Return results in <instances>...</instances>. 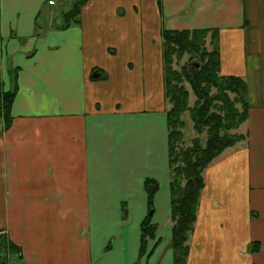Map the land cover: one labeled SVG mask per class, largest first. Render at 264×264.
<instances>
[{"label": "crops", "instance_id": "crops-1", "mask_svg": "<svg viewBox=\"0 0 264 264\" xmlns=\"http://www.w3.org/2000/svg\"><path fill=\"white\" fill-rule=\"evenodd\" d=\"M71 1L0 0V261L175 264L163 32L217 27L250 114L204 170L186 264H264V0H86L67 23Z\"/></svg>", "mask_w": 264, "mask_h": 264}, {"label": "trees", "instance_id": "trees-1", "mask_svg": "<svg viewBox=\"0 0 264 264\" xmlns=\"http://www.w3.org/2000/svg\"><path fill=\"white\" fill-rule=\"evenodd\" d=\"M85 2L86 0H77L74 8L66 13L67 23L78 20L81 6ZM210 32L214 36V55L205 50V42L200 41V38L204 40ZM163 36L165 91L170 104L167 115L171 156V219L174 222L171 244L175 264H186L189 252L188 240L194 230L205 185L204 170L226 148L245 138L242 133L227 131L237 129L248 118L250 109L248 86L242 76L221 73L219 28L165 29ZM186 52L192 57L201 56L202 63L199 66H190V63H186L183 69L178 70L175 62ZM186 82L197 95V100L192 106L189 104L191 93ZM213 89L216 90L215 93ZM230 92L236 94L234 100ZM13 96V92L4 93L2 114L6 117L7 123L10 121ZM238 101L246 105L244 112H240L237 108ZM186 111L191 113L197 132L202 133L207 128L209 137L205 145L195 138L192 146L177 153L176 143L183 141L185 121L182 115ZM158 186L156 180L147 179L149 214L142 223V252L145 250L147 238L155 236L158 229V225L150 220ZM10 244L15 249L10 252L21 255V248L11 241ZM259 247V245H251L250 248L258 250ZM0 264L6 263L0 261Z\"/></svg>", "mask_w": 264, "mask_h": 264}, {"label": "rangeland", "instance_id": "rangeland-1", "mask_svg": "<svg viewBox=\"0 0 264 264\" xmlns=\"http://www.w3.org/2000/svg\"><path fill=\"white\" fill-rule=\"evenodd\" d=\"M68 2H70V4L68 5V9L70 8V6H71V4H72V1L71 0H67ZM75 5V4H74ZM74 5L72 6V9L74 8ZM65 9H66V7H65ZM71 9V10H72ZM70 10V11H71ZM67 13V12H66ZM66 13H65V16H66ZM69 13V12H68ZM70 15V14H69ZM214 36H213V33L212 32H210V33H208L207 35H206V38L203 40V39H201L200 38V41H202V42H205V50H207V51H209V53H211V54H213L214 55V53H215V48H214V38H213ZM163 51H164V46H163ZM202 58H201V56H194V57H192L191 56V54L190 53H188V52H186L179 60H177V62H175V67L178 69V70H181V69H183V67L186 65V63H190V66H196L197 65V63H202ZM244 78V77H243ZM245 79V78H244ZM246 80V79H245ZM246 82H247V80H246ZM186 84V86L190 89V105L192 106V105H194L195 104V102H196V100H197V95L194 93V90H192V88H191V86H190V84L189 83H185ZM247 86H248V96H249V85H248V82H247ZM250 87H251V93H252V91H253V93H254V85L252 86V85H250ZM213 92L215 93L216 92V90L215 89H213ZM230 94V96H231V98L234 100V98L236 97L235 95V93L234 92H230L229 93ZM169 103V102H168ZM236 106H237V108L239 109V111L240 112H244L245 111V108H246V105L243 103V102H240V101H238L237 103H236ZM249 106H250V101H249ZM169 108H170V104H169ZM168 108V109H169ZM250 110V109H249ZM250 114V113H249ZM248 117H249V115H248ZM182 119H183V121H185V128L183 129V141L182 142H177L176 143V145H177V149H176V152L177 153H180V152H182V149L183 150H185V149H187V148H189L190 146H192L193 145V143H194V140H195V138H197V139H199L200 140V142H201V144L202 145H205V143L208 141V132H207V128H205V131H203L202 133H199V132H197V130H196V128H195V124H194V122H193V120H192V117H191V113L189 112V111H186V112H184L183 113V115H182ZM248 119V118H247ZM246 121V120H245ZM7 123V122H6ZM243 123V122H242ZM241 123V124H242ZM240 124V125H241ZM239 128V127H238ZM235 130H237V129H231V130H229V131H227L228 133H231V132H235ZM236 132H238V131H236ZM171 157V156H170ZM218 157V156H217ZM171 166V165H170ZM158 185H159V183H158ZM146 189H147V187H146ZM156 193V192H155ZM147 194H148V191H147ZM155 196V195H154ZM171 200H172V195H171ZM124 211V210H123ZM151 213V212H150ZM171 215V214H170ZM171 217V216H170ZM171 221H172V223H173V226H174V222H173V220L171 219ZM71 225H73L74 226V223H70ZM155 224V223H154ZM124 227H126V224H125V222H120L119 223V225H117V231H120V230H122ZM158 227V229H157V231H156V234H155V236H153V237H148L147 238V240H149L150 238H155L156 236H157V232H158V230H159V225L157 226ZM2 242H3V244H4V246L6 247V250L7 251H10V250H12V251H14L15 249H14V247H12L11 246V244L9 243V241H8V239H7V237H5V238H3L2 239ZM2 254H5L6 252L5 251H3V252H1ZM3 258H1V262L2 263H6V261L4 260L5 258V256H2ZM186 262H187V260H186Z\"/></svg>", "mask_w": 264, "mask_h": 264}, {"label": "built area", "instance_id": "built-area-1", "mask_svg": "<svg viewBox=\"0 0 264 264\" xmlns=\"http://www.w3.org/2000/svg\"><path fill=\"white\" fill-rule=\"evenodd\" d=\"M49 2H50L51 4H53V3H54V0H50Z\"/></svg>", "mask_w": 264, "mask_h": 264}, {"label": "water", "instance_id": "water-1", "mask_svg": "<svg viewBox=\"0 0 264 264\" xmlns=\"http://www.w3.org/2000/svg\"><path fill=\"white\" fill-rule=\"evenodd\" d=\"M200 64L199 63H197V65L196 66H199Z\"/></svg>", "mask_w": 264, "mask_h": 264}]
</instances>
